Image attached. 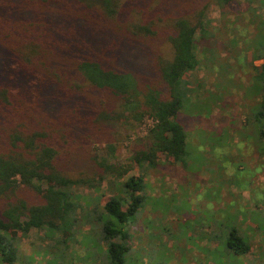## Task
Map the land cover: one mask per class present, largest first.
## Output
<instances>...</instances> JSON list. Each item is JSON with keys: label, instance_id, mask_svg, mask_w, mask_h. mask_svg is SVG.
Listing matches in <instances>:
<instances>
[{"label": "trees", "instance_id": "trees-1", "mask_svg": "<svg viewBox=\"0 0 264 264\" xmlns=\"http://www.w3.org/2000/svg\"><path fill=\"white\" fill-rule=\"evenodd\" d=\"M237 1L0 0V264L18 261L16 238L32 229L52 237L47 249L64 258L60 247L82 211L74 190L95 181L67 175L83 163L87 174L97 169L93 177L119 180L102 208L81 219L96 226L94 242L105 244V264L127 263V228L147 185L130 171L161 163L186 167L187 133L179 113L193 88L184 75L198 69V39L214 35L207 27L208 2L224 9ZM245 2L255 32L246 39L251 53L241 59L263 60L252 64L248 89L257 102L247 120L264 156V0ZM257 8L261 14L254 15ZM157 41L169 44L168 57L152 46ZM141 69L153 76L151 83L150 76L139 81ZM145 116L152 126L132 147L130 163L106 156L83 162L92 142L113 151L115 126ZM244 234L231 226L216 241L240 255L249 248Z\"/></svg>", "mask_w": 264, "mask_h": 264}, {"label": "rangeland", "instance_id": "rangeland-1", "mask_svg": "<svg viewBox=\"0 0 264 264\" xmlns=\"http://www.w3.org/2000/svg\"><path fill=\"white\" fill-rule=\"evenodd\" d=\"M207 5L206 16L211 20L207 27L214 35L197 38L199 66L184 75L193 91L179 113L187 133V165L161 163L156 168L135 165L131 169L130 174L142 175L147 185L141 193L143 204L127 228L126 264H264V156L254 136H249L252 126L247 120L257 102L248 89L252 66H259L263 60L241 59L248 55L246 51L251 53L246 39L253 38L255 32L245 0L224 9L213 2ZM257 14H261L259 8L254 11ZM232 35L236 46L230 44ZM152 46L169 56L167 42L157 41ZM147 76L151 83V74L138 71L139 81ZM151 126L150 116L139 123H118L110 140L113 151L103 142H92L83 162L88 157L106 156L113 163H130L132 147ZM88 169L83 163L67 173L95 181L92 186L74 190L82 211H77L80 220L77 226L69 227L60 247L64 258L47 249L53 244L52 237L32 229L25 237L16 238L15 264H105V244L94 242L96 226L81 217L95 207L101 209L105 198L116 193L114 185L119 180L108 174L98 179L92 176L97 169L93 167L87 174ZM236 225L249 245L240 255L216 241H223L224 231Z\"/></svg>", "mask_w": 264, "mask_h": 264}]
</instances>
